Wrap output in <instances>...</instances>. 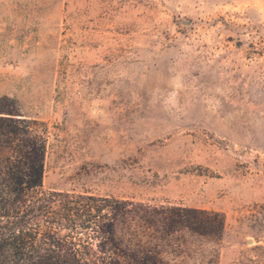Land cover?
<instances>
[{
  "label": "rangeland",
  "instance_id": "374dc122",
  "mask_svg": "<svg viewBox=\"0 0 264 264\" xmlns=\"http://www.w3.org/2000/svg\"><path fill=\"white\" fill-rule=\"evenodd\" d=\"M5 96L46 130L45 190L224 217L122 219L121 260L264 264V0H0Z\"/></svg>",
  "mask_w": 264,
  "mask_h": 264
},
{
  "label": "trees",
  "instance_id": "16d2710c",
  "mask_svg": "<svg viewBox=\"0 0 264 264\" xmlns=\"http://www.w3.org/2000/svg\"><path fill=\"white\" fill-rule=\"evenodd\" d=\"M20 116L11 98H0V264H147L130 244L120 259L122 219L157 223L163 232L223 233L215 211L45 190L46 130Z\"/></svg>",
  "mask_w": 264,
  "mask_h": 264
}]
</instances>
